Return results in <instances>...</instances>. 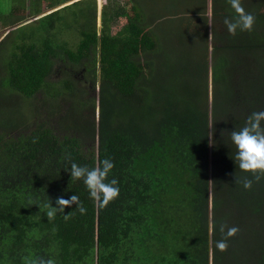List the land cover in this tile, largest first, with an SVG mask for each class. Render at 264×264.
<instances>
[{
    "label": "trees",
    "instance_id": "obj_1",
    "mask_svg": "<svg viewBox=\"0 0 264 264\" xmlns=\"http://www.w3.org/2000/svg\"><path fill=\"white\" fill-rule=\"evenodd\" d=\"M241 3L255 24L233 36L222 22L236 13L228 0H211L212 49L202 48L200 64L160 46L130 0L116 8L106 0L99 32L95 0H79L6 34L0 264H264V177L250 189L235 183L252 174L237 167L230 139L264 110V0ZM205 8L199 0L192 17L205 20ZM10 17L19 10L0 14ZM113 18L126 19L115 34ZM185 38L191 51L204 42ZM105 158L119 196L102 208L68 169ZM72 195L85 214L73 204L49 220L40 210ZM224 223L239 232L221 252L214 242Z\"/></svg>",
    "mask_w": 264,
    "mask_h": 264
},
{
    "label": "clouds",
    "instance_id": "obj_2",
    "mask_svg": "<svg viewBox=\"0 0 264 264\" xmlns=\"http://www.w3.org/2000/svg\"><path fill=\"white\" fill-rule=\"evenodd\" d=\"M231 8L236 13L234 18H224L223 25L230 35H236L237 30L251 32L255 24V15L246 12L242 6L241 0H228ZM231 143L235 147V153L232 156L237 167L246 173H251L252 178L235 176V183L242 184L245 189H250L253 180L259 181L264 177V110L253 111L246 118L244 126L239 130H232L230 133ZM70 159V157H69ZM114 168V163L110 158H105L97 166L89 168L80 166L75 162L71 163V179L83 180L88 189L90 198L97 202L100 207H106L112 200L119 196L118 180L113 178L108 181V175ZM75 204L81 214H85L87 209L80 202L77 195H72L69 199L57 197L55 206L52 201L43 205L40 210H46V216L49 220L55 218L57 211L63 212L66 207ZM69 215L65 214V219ZM222 238L215 241V248L221 252L227 251L229 238L239 232L238 226H228L226 223L220 225ZM30 264H55L53 259H43L30 261Z\"/></svg>",
    "mask_w": 264,
    "mask_h": 264
},
{
    "label": "rangeland",
    "instance_id": "obj_3",
    "mask_svg": "<svg viewBox=\"0 0 264 264\" xmlns=\"http://www.w3.org/2000/svg\"><path fill=\"white\" fill-rule=\"evenodd\" d=\"M66 1L67 0H19V2L15 4L16 3L15 0H0L1 15H8L9 13L15 11L16 9H18L20 12V17L18 18L10 17L9 19H7L6 22H4L0 18V41L4 39V37L6 36V34H8V32L17 29L20 26L33 25L34 21L38 20L41 17H44L45 15L49 14L51 11L59 10L63 7L70 6L69 4H71L72 2L79 0H71L67 2ZM120 1H121L120 5H125L124 3L125 0H120ZM138 1H140L146 7L147 4L149 3L148 6L149 8H152L154 19L158 22L159 27L164 30V31L162 30L159 31L164 38V41L159 43V45L162 47L171 46L172 41H174V31H175L174 27L177 25L176 22L178 21L179 18L192 17L193 15L198 13L197 9L194 8V5H196V3L199 0H177L178 2L173 0H138ZM172 3H179V5L177 4L173 5ZM95 4H96L95 5L96 28L97 31L99 32V30L101 29L100 28L101 13L103 7L106 4V0H95ZM34 6L36 7L37 11H33ZM50 6L55 8L51 9ZM177 6H179L181 10H179ZM69 9H70L69 12L78 10L77 8H75V6H72ZM172 11H179V13L174 15ZM124 23H125L124 19H119L118 23H113V24H111L110 21L109 26L111 27V30L113 29L112 33H115L116 30H118ZM114 24H116V26ZM28 31L29 30H26L24 32H28ZM75 34H76L75 29H73V31L68 32L70 38H72V36H75ZM199 42L200 44L198 45L194 44V46L191 47V49H194L192 51L187 48L182 50L183 51L185 50L187 59L192 58L197 63L200 64V61L198 60L199 57L198 54L201 53L203 49H211V48L209 42L206 41L204 42L199 41ZM154 55L155 54H150L151 57H153ZM209 79L211 80V76H209ZM210 96H211V89L209 88V97ZM98 111L99 110L97 105L96 116L98 115Z\"/></svg>",
    "mask_w": 264,
    "mask_h": 264
},
{
    "label": "crops",
    "instance_id": "obj_4",
    "mask_svg": "<svg viewBox=\"0 0 264 264\" xmlns=\"http://www.w3.org/2000/svg\"><path fill=\"white\" fill-rule=\"evenodd\" d=\"M133 1H134L135 5L138 4V5H140V7H142L144 22L147 24V30H150V32H151L150 33L151 37L156 39L157 42L159 41V43L164 41L163 36L159 32L161 30L162 31H164V30L159 27L158 22L154 19L152 8H149V6H148L149 3L147 4V7H146L138 0H130V3L133 4ZM173 1L178 2L177 0H173ZM244 1H246V0H244ZM74 2H76V1H74ZM115 2H116V4H114L115 6L113 8H116L118 6H122V5H120V3H121L120 0H115ZM125 2H126V0H125ZM172 4L173 5L174 4L179 5V3H172ZM197 4H198V2L196 3V5H194L195 9H197ZM211 5H212L211 0H205V7H206L205 12H204L205 13V20H202V19L197 20V17H195V18L192 17V19L189 17L188 18L183 17V18L178 19V21L176 22L177 25H176V23H175V25L179 26V27H176V26L174 27L175 31H174V41H172L173 44L171 45L172 48L175 47L176 49H184V41L186 39L185 38V31H187L189 33V36L192 38L203 37L204 41H205V37H207V42L210 43V48L212 49V38H213L212 30L214 27V19L212 18ZM177 7L179 8V10H181V8L179 6H177ZM172 12L174 15L179 13V11H172ZM119 19H124V18H119ZM119 19L116 20L113 18L114 21L112 22V20H111V24L118 23ZM124 20L126 23V19H124ZM185 20H191V23L189 25H185V23H184ZM203 21L206 22L205 25L202 24ZM114 25L116 26V24H114ZM215 26L216 27L221 26V24L217 23V25H215ZM120 28L118 30H116V32H118L120 30ZM111 32H113V29L111 30ZM115 33H112V34H115Z\"/></svg>",
    "mask_w": 264,
    "mask_h": 264
}]
</instances>
